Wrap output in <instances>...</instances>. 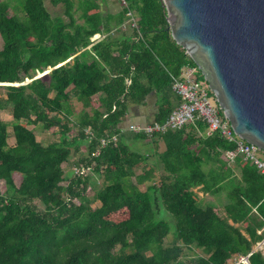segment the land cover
Masks as SVG:
<instances>
[{
  "label": "trees",
  "instance_id": "16d2710c",
  "mask_svg": "<svg viewBox=\"0 0 264 264\" xmlns=\"http://www.w3.org/2000/svg\"><path fill=\"white\" fill-rule=\"evenodd\" d=\"M16 1L19 15L0 0V82L11 83L0 110L12 117L0 119V264H227L234 255L233 264H264V173L241 156L222 158L234 142L206 134L200 117L152 138L119 126L151 93V122L164 121L180 103L174 77L195 64L171 37L160 0H124L106 13L97 0H50L63 5L66 19L52 16L45 0ZM128 10L138 17L133 28L121 27ZM95 33L105 36L91 41ZM38 124L54 140H38ZM109 134H117L115 145L92 155ZM134 139L151 150L131 147ZM83 140L85 152L70 164ZM197 187L223 192L222 213L198 201ZM193 247L206 255L184 263L180 257Z\"/></svg>",
  "mask_w": 264,
  "mask_h": 264
},
{
  "label": "water",
  "instance_id": "95a60500",
  "mask_svg": "<svg viewBox=\"0 0 264 264\" xmlns=\"http://www.w3.org/2000/svg\"><path fill=\"white\" fill-rule=\"evenodd\" d=\"M160 2L171 37L198 67L234 133L264 150V0Z\"/></svg>",
  "mask_w": 264,
  "mask_h": 264
},
{
  "label": "built area",
  "instance_id": "2783aa9c",
  "mask_svg": "<svg viewBox=\"0 0 264 264\" xmlns=\"http://www.w3.org/2000/svg\"><path fill=\"white\" fill-rule=\"evenodd\" d=\"M121 1L124 2V0ZM137 19V15L133 11L128 10L126 12V20L121 27L133 28L136 26ZM101 37H103L102 34L95 33L90 39L95 41ZM125 82L129 84L130 79L126 78ZM172 89L180 97V103L169 113L164 121H154L142 125L131 123L128 126V130L144 134L147 138H152L155 135L177 129L191 122L195 117H200L207 123L206 134L217 131L220 136L235 143L233 149L223 152L222 158L227 163H233L237 156H241L243 159L250 161L260 173H264V150L234 133L229 120L218 105L208 83L201 76L195 64L187 63L181 68L180 74L173 79ZM116 142L117 134L100 137L98 148L93 151L92 155H97L99 149L107 144L113 143L115 145ZM74 171L82 174L89 171V167H75Z\"/></svg>",
  "mask_w": 264,
  "mask_h": 264
},
{
  "label": "rangeland",
  "instance_id": "374dc122",
  "mask_svg": "<svg viewBox=\"0 0 264 264\" xmlns=\"http://www.w3.org/2000/svg\"><path fill=\"white\" fill-rule=\"evenodd\" d=\"M97 1L99 3L100 9L103 13L117 12L122 7L121 0H97ZM10 2L12 5V7L10 8V13H15L18 15L21 14L17 1L16 0H10ZM45 6L48 9V11L51 13L52 16H62L63 18L66 19L65 15L63 13V5L61 3H59L57 5H53L50 2V0H45ZM1 45H2V40L0 38V48H1ZM4 96H5V87L3 84H0V98L4 97ZM0 119H3L5 121H7L8 123H10L12 117L10 115L9 108L0 110ZM29 127H33V126L30 125ZM8 130H9V133L11 134V125L10 124L8 125ZM34 131L36 133L37 139L42 141L43 143H47L48 141L54 140V138L56 137L54 134L51 133V131L42 129V127L39 124L34 127ZM13 141H14V138L10 135L8 137V143L12 144ZM149 150H151L150 145L145 146V151H149ZM158 174H159V172L156 175H158ZM20 179H21V174L15 173L14 174V180H15L16 184L20 181ZM96 179L97 178H95V180ZM147 184H148V182H145V183L141 184L140 186H141V188H144ZM98 185H100V184H98ZM194 190L196 191V195H197V188H194ZM92 193H93V190L92 189L89 190L87 192L88 197H91ZM197 196H198V201L202 204V202L199 200L201 196H199V195H197ZM204 197H205V199H203L204 203L214 202V204L218 208L219 213H222L221 208H222V205L225 201V197H224L223 192L220 193L219 195L209 194V196L205 195ZM36 203L38 204L39 207H42V204L40 203V201L36 200ZM92 205L94 206L95 204L92 203ZM170 216L171 215L168 213L164 214V218L166 220H168L169 222H171V218H172V216L171 217ZM170 238H171V234L168 235V237L165 239V242H168V239H170ZM195 256H197V248L193 247L190 250L185 249L184 253L180 257V259L184 263H189L190 259L192 257H195Z\"/></svg>",
  "mask_w": 264,
  "mask_h": 264
},
{
  "label": "crops",
  "instance_id": "0c3cea01",
  "mask_svg": "<svg viewBox=\"0 0 264 264\" xmlns=\"http://www.w3.org/2000/svg\"><path fill=\"white\" fill-rule=\"evenodd\" d=\"M112 32H114V30ZM97 34H102L103 37L105 36L104 33H97ZM103 37L99 38V40L102 39ZM95 41H97V40H95ZM71 100H72L77 111H79L83 108L82 103L80 101H78L75 97L71 98ZM155 102H156V95L154 93H151L146 97V100L144 103L132 105L129 108L126 116H124L119 123V126L121 127V129H127L128 130V126L131 123H136V124L142 125V124L151 122L153 120L154 114L157 110V105ZM145 141H147V140H139V139L135 140L134 139V140H131L129 143H130L131 147L138 149L140 151H145V146H147L145 144ZM86 145H87V142L83 140L80 143L79 149H73L72 155L69 159L70 164L79 161L80 156H82V154L85 152L84 149H86ZM163 148H164V143L158 142V151H161ZM151 161H153V158L151 159ZM71 167H72V165H70L69 167H67L65 169V171L68 175L71 174ZM235 174L238 175V172L235 171ZM97 180L99 181V179H97ZM197 195L201 196L199 200L202 202V204H206V203H204L203 199H205V197H204L205 195L209 196V194L203 193L197 187ZM93 203L95 205L99 204L98 201H94ZM262 248H263L262 242L257 243V245H255L253 247V249H262ZM197 253L201 254V255H206L204 250L201 248H197ZM238 259H239V257L237 255H234L227 261V264H233Z\"/></svg>",
  "mask_w": 264,
  "mask_h": 264
}]
</instances>
